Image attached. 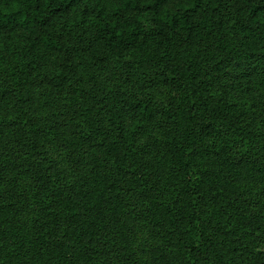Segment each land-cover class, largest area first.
I'll list each match as a JSON object with an SVG mask.
<instances>
[{"label":"trees","instance_id":"1","mask_svg":"<svg viewBox=\"0 0 264 264\" xmlns=\"http://www.w3.org/2000/svg\"><path fill=\"white\" fill-rule=\"evenodd\" d=\"M78 14L72 25L89 31L76 54L65 18ZM229 16L264 39V0H0V264H144L124 211L130 191L172 249L168 264H264V214L247 201L264 183V101L239 102L227 80L234 61L264 63V46L233 45ZM112 59L165 87L150 158L98 84ZM39 86L62 104L67 129L53 137L69 176L47 155ZM18 171L33 182L30 222L5 183Z\"/></svg>","mask_w":264,"mask_h":264},{"label":"rangeland","instance_id":"2","mask_svg":"<svg viewBox=\"0 0 264 264\" xmlns=\"http://www.w3.org/2000/svg\"><path fill=\"white\" fill-rule=\"evenodd\" d=\"M80 18L81 14H78L77 18L74 15L66 17L65 21L72 25L76 24L73 21L78 22ZM140 22L145 29L150 28L149 15H143ZM225 26L233 45L252 48L254 52L263 48L264 39L242 30L234 17L229 16ZM71 27L77 36L75 41L79 42L76 45V54H78L83 48L84 35L89 30L85 25L81 28L78 24ZM83 61V57L79 55L78 62L82 63ZM123 68L124 62L112 59L103 69H97L96 78L109 101H115L122 112L123 124L134 130L135 144L147 158H150L160 150L162 144L163 129L160 111L166 103V90L154 74L132 70L133 74L130 76ZM227 80L230 92L239 102L264 101L263 62L255 58L234 61L227 68ZM1 92L2 89H0V94ZM37 92L40 99L48 103V109L43 112L40 120L42 128L49 138L46 145L47 155L54 161L61 174L69 176L71 172L66 152L53 137L54 132L67 129V125L62 121L65 117L62 104L47 87L39 86ZM143 101L152 111V120H147L144 117V112L140 107V103ZM4 110V106L0 104V117ZM249 117L252 121L256 119L252 112H249ZM102 119L105 123L103 116ZM72 125L76 128L77 122H73ZM5 183L12 189L11 192L17 195V204H22L21 221L30 222L36 205L32 190L33 182L22 171H18L17 174H9ZM247 195L250 211L264 214V183L257 184ZM124 211L130 218V234L138 260L144 264H168L173 257L172 249L147 222L145 207L131 191L126 194Z\"/></svg>","mask_w":264,"mask_h":264}]
</instances>
